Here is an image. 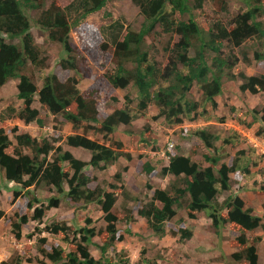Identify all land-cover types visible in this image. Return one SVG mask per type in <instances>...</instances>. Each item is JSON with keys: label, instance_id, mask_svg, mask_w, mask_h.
I'll return each mask as SVG.
<instances>
[{"label": "trees", "instance_id": "obj_1", "mask_svg": "<svg viewBox=\"0 0 264 264\" xmlns=\"http://www.w3.org/2000/svg\"><path fill=\"white\" fill-rule=\"evenodd\" d=\"M76 1L79 2L76 9L81 15L74 20L75 25L88 15L101 10L110 0ZM242 1L246 5L245 10L234 16L227 25L219 21L208 26L199 25L191 17L186 21L175 20L176 13L184 15L191 10L201 9L204 0H131L139 9L143 22L138 31L125 29L122 39L118 36L113 39L114 50L110 55L114 68L107 69L102 78L114 89L124 90L131 85L137 93L136 110L128 106L132 101L125 96L124 107L115 108L107 114L98 109L106 102L105 97L93 90L81 92L77 88L78 81L74 75L88 73L86 54L71 44V24L67 13L56 5L55 0H49L46 9V0H0V87L10 81H17V100L22 103L18 118L24 124L33 123L42 127L40 112L33 107L37 100L49 115H59L71 125L74 132L62 139L64 144L71 149H82L90 154L88 161H82L75 158L70 151L63 150L60 145L55 147V143L61 141L60 138L49 141L45 138H33L27 133L15 135V148L9 153L11 141L6 131L0 128L2 177L7 183L21 187L12 191L11 203L15 213L9 218L11 232L16 240L22 238L25 227L36 224L34 230L58 241L57 247L48 248L46 236L37 239L41 256L51 264H114L107 257V252L115 253L114 243L123 241L118 224H124L126 233L131 234L136 212L138 218L146 220L156 237L164 238L169 235L165 226L183 206L191 220H196L199 213H205L218 238L227 230L237 234L235 240L229 242L230 247L235 249L230 254L231 260L237 264H258L259 255L255 243L260 238L256 237L250 243L247 234L260 227L264 228L262 218L255 214L253 207L247 205L237 191L228 195L223 202L218 199V196L234 189L231 175L249 177L247 181H252V185L256 186L253 187L254 193L261 198V207L264 210V179L261 180L259 173L249 167L250 157L247 151L236 153L237 158L229 157L224 148L232 146L230 138L221 139L203 128L194 131L193 134L206 149V153L202 155L204 162L196 160L194 155H185L177 148L167 155V164L156 169V164L150 163L148 157L142 155L141 169L149 178L159 172L161 178L171 176L174 181L166 189L149 187V200L142 206H136L135 211L123 205L122 215L116 211L115 204L120 196L127 200L130 197L125 191L120 173L113 176L117 182L105 185L98 183L92 187L95 178H90L85 172L89 167L107 168L120 158L131 160V156L123 151L122 142L113 141V136L119 126H131L134 120L143 117L142 112L151 103L158 109L157 116L168 127L198 118H203L205 122L210 121L206 107L210 104L212 109L217 108L215 98L222 94V78L236 65V60L231 59L232 56L222 58V42L234 49L243 47L247 41L264 42V21L260 20L264 16L262 0ZM26 11H40L37 25L46 33L49 43L57 44L63 49L67 58L59 61V67L63 71L73 72V76L59 80L55 74L45 75L38 87L34 76L26 71L29 65L39 70L46 67V59L41 57V49L31 34ZM157 27L165 34L178 37L163 67L150 60L143 49L146 36ZM118 28L121 30L122 25L118 24ZM6 39H17L18 43H7ZM107 46L104 43L102 51H107ZM263 50L264 48L254 51L253 58L256 62L264 61ZM206 53H214L210 64L206 61ZM244 60L248 62L246 55ZM240 79L241 92L257 94L264 91L263 74H241ZM195 86L201 96L200 102L190 100ZM112 100L117 102L115 98ZM8 111L11 115L17 114L14 109L9 108ZM83 123L86 125H82ZM91 123L98 125H88ZM248 126L251 127V124ZM90 132L102 135L103 142L89 138ZM126 133L133 134L131 131ZM256 135L264 137V129H260ZM155 136L151 127L144 125L137 137V148L142 151H155ZM220 141L221 145L218 147L216 143ZM210 151L212 154L208 153ZM229 160H232L231 164L228 163ZM100 164L103 166L99 167ZM39 185L45 186L50 192L55 190L73 205L81 206L80 210L88 205L99 207L103 228L96 230L91 226L92 220L89 218L85 219L83 226L78 225L73 218H61L45 224L41 220L46 212L57 208L60 201L52 197L44 205L37 197H31L30 188ZM20 196L25 199L23 205L22 198L14 202ZM27 212H31V216ZM4 218L5 213L0 209V220ZM171 236L175 237L174 234ZM31 237V234L28 235L29 239ZM95 237L103 240L102 245H93ZM191 237V231L180 228V241L189 240ZM66 245L73 249L65 250ZM91 245L100 251L101 257L98 259L91 255ZM24 254L12 256L1 264H32L30 258H23ZM145 254L146 251L143 250L141 255ZM157 259L159 257L153 262ZM141 261L142 264L151 262L147 257ZM39 263L46 264L44 261Z\"/></svg>", "mask_w": 264, "mask_h": 264}, {"label": "rangeland", "instance_id": "obj_2", "mask_svg": "<svg viewBox=\"0 0 264 264\" xmlns=\"http://www.w3.org/2000/svg\"><path fill=\"white\" fill-rule=\"evenodd\" d=\"M56 5L67 13L70 25L69 39L71 44L78 51L86 54L88 63L86 69L88 73L83 75L73 74L71 71H63L59 67V61L66 59L67 55L63 49L57 45L49 43L47 35L37 25L36 20L40 11H26V15L30 21L31 34L35 43L41 49V57L46 59V67L42 70L27 66L26 71L34 76V80L38 87L41 86L42 77L49 74H55L59 80L67 79L70 76H75L78 81L77 88L84 92L93 90L102 97H105L106 102L98 109L102 113H111L115 108L124 107L125 96H128L132 101L128 106L132 110H136L137 93L130 85L126 89H114L106 80L102 78L107 69L114 68L111 62L110 52L114 50L113 39L118 36L120 39L124 36L126 30L138 31L143 18L137 6L131 0H110L105 6L91 14L85 19L74 24V20L80 17L81 13L77 11L79 2L76 0H55ZM264 5V0H262ZM49 0H46L45 9L48 8ZM245 3L242 0H204L201 9L191 10L190 13L179 15L175 14V20H188L193 18L199 25L211 26L216 22L227 23L238 13L245 10ZM264 21V16L260 18ZM118 24L122 25V29L118 28ZM178 37L173 34H165L160 28H155L149 36H146L144 42V50L148 53L149 59L156 62L158 66L163 67L167 58L170 55L173 44L176 43ZM7 43L17 44V39H6ZM107 43V51H102V45ZM264 48V42L257 43L255 41H247L243 47L234 49L226 42H222V58L236 60V65L228 71L222 78V94L215 98L217 108L212 109L209 104L206 109L211 117L209 122H205L202 118L194 121H183L181 125L168 127L162 118H159L158 109L154 104H150L146 111L142 112L143 117L137 118L131 126H119L114 134L113 141L122 142L123 151L131 156V160L127 161L120 158L117 162L109 164L107 168H86L85 172L90 178H95L92 187L98 183L113 184L117 181L113 176L120 173L125 191L130 197L127 200L124 196H120L115 204L116 211L123 214V205L135 207L145 204L148 198V190L166 189L174 181L171 176L161 178L158 174H154L149 178L141 169L142 155L148 157L150 163L156 164V169L167 164V155L180 148L188 156H195V159L204 162L202 155L206 153V149L202 147L200 140L193 134L199 129H206L210 133L218 135L221 139L230 138L233 142L232 146L225 147V152L229 157H235L236 153L247 151L249 159V167L259 173V178L264 179V137H258L256 133L260 129H264V91L257 94L241 92L239 87L242 83L241 74L246 76L264 75V61L256 62L253 58L255 50ZM264 52V50H263ZM248 59L245 62L244 56ZM191 55L193 53L191 52ZM214 53H206V61L211 63ZM85 71V68H84ZM17 81H10L4 87H0V128H3L11 141V147L8 152L12 153L15 148V135L27 133L36 139H47L49 141L54 138H60V142L55 143V147L61 146L63 150L70 151L75 158L82 161L90 159L89 152L82 149H71L64 144L62 139L74 131L71 125L66 123L61 116L49 115L48 112L37 102H34L33 107L40 112V117L43 121V126L38 127L36 124H24L19 118L18 113L22 109V103L17 100ZM115 98L117 102L112 99ZM190 100L200 102L201 96L198 92V87H194V94L190 96ZM14 109L17 114L11 115L8 109ZM11 115V116H10ZM251 124V127L248 125ZM82 125H86L83 123ZM92 127H97L98 124H88ZM149 125L156 137L155 151L144 150L137 148L138 134L144 127ZM17 130V131H16ZM131 131L129 135L126 132ZM79 132V131H78ZM249 137L256 139L254 147L249 142ZM89 138L103 142L102 135L99 133H89ZM169 145H172L170 147ZM216 145H221V141ZM24 153L27 151L23 150ZM212 154V151L208 152ZM164 155V156H163ZM147 159V158H146ZM228 163H232L229 160ZM100 164L99 167H102ZM123 168L127 170L124 171ZM159 171V169H158ZM255 177V176H254ZM257 177V180L259 179ZM249 177L239 175H231V184L234 188L231 192L223 193L218 196V199L223 202L228 195L239 192L243 200L255 210V214L262 218L264 225V210L261 207L262 200L256 193L252 185V181H247ZM251 180V179H250ZM150 184V185H149ZM238 186L240 190H238ZM20 187V186H18ZM13 183H7L2 177L0 170V209L4 211L5 218L0 220V264L7 261L10 257L24 254L23 258H30L32 264H40L39 261H44L46 264H51L44 259L39 250L37 239L45 237L47 239L46 247H57L58 241L54 237H49L46 234H41L34 230L36 224H29L22 231V238L16 240L11 232L9 218L15 213L14 206L11 203L13 199V190L18 188ZM21 188V187H20ZM256 190V189H255ZM24 192V191H23ZM31 197H37L41 203L47 204L49 198H56L60 201L57 208H52L46 212L43 221L45 224L62 219L75 220L78 225H85V219L92 220L91 226L96 230L103 228L102 214L99 207L96 205H88L85 208L75 206L66 197L57 194L55 190L50 192L43 185L30 188ZM22 198L15 199L16 203ZM13 202V203H14ZM25 203L22 198L21 205ZM77 208V209H76ZM135 211V210H134ZM31 216V212H27ZM135 219L132 222L131 234H127V228L124 224H118L117 228L120 235L123 237L121 243H114L115 253L107 252V257L114 264H142L141 259L147 257L151 262L149 264H237L230 258L233 250L229 242L234 241L237 234L229 230L222 232V237L218 238L211 227L210 219L205 213H199L196 220H191L187 217V211L182 206L177 211V215L165 226V230L169 235L164 238H158L149 229L147 222L143 218H138L135 214ZM77 225V226H78ZM79 227V226H78ZM180 228L187 229L192 232V237L189 240H179ZM32 235L29 239L28 235ZM174 234L175 237H172ZM250 243L256 237H259V242L255 243L258 253V264H264V228L260 227L255 231L247 234ZM103 240L95 237L93 245H102ZM233 243V242H232ZM63 245V244H62ZM91 245L89 250L91 255L98 259L101 257L100 251L96 246ZM63 247H65L63 245ZM72 250L70 245H66L65 250ZM145 250L146 254L141 255ZM159 257L155 262L153 260Z\"/></svg>", "mask_w": 264, "mask_h": 264}, {"label": "crops", "instance_id": "obj_3", "mask_svg": "<svg viewBox=\"0 0 264 264\" xmlns=\"http://www.w3.org/2000/svg\"><path fill=\"white\" fill-rule=\"evenodd\" d=\"M6 85V84H5ZM5 85H3L2 87H4ZM1 87V88H2ZM253 140H255L254 138H252V137H249V142H253Z\"/></svg>", "mask_w": 264, "mask_h": 264}, {"label": "clouds", "instance_id": "obj_4", "mask_svg": "<svg viewBox=\"0 0 264 264\" xmlns=\"http://www.w3.org/2000/svg\"><path fill=\"white\" fill-rule=\"evenodd\" d=\"M256 140V139H255ZM255 140H253V142H251L252 143V145L254 146V147H257L258 145H255V143H256V141ZM164 156V155H163Z\"/></svg>", "mask_w": 264, "mask_h": 264}, {"label": "built area", "instance_id": "obj_5", "mask_svg": "<svg viewBox=\"0 0 264 264\" xmlns=\"http://www.w3.org/2000/svg\"><path fill=\"white\" fill-rule=\"evenodd\" d=\"M170 147H172V145H169Z\"/></svg>", "mask_w": 264, "mask_h": 264}]
</instances>
